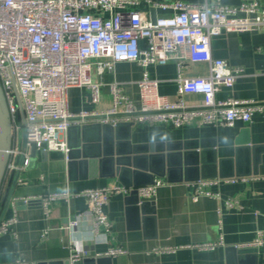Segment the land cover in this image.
Listing matches in <instances>:
<instances>
[{
	"label": "built area",
	"instance_id": "1",
	"mask_svg": "<svg viewBox=\"0 0 264 264\" xmlns=\"http://www.w3.org/2000/svg\"><path fill=\"white\" fill-rule=\"evenodd\" d=\"M142 1L154 10L169 13L155 16L152 23L145 13L135 10ZM263 30L264 8L258 5L257 0L236 6L223 5L218 0L200 4H190L185 0H0V86L13 120L15 144L12 157L18 153L16 141L21 129L16 122L13 83L24 111L27 143L46 153L59 152L65 161L69 151L66 132L73 126L133 123L165 124L177 129L188 122L213 128L232 127L237 121L249 123L253 114H264V100L260 103L215 100L217 87H231L243 71L213 58L211 39L221 32ZM169 61L176 63L178 71L185 61L204 63L208 67V76L192 79L178 76V99L169 102L157 93V83L150 79L148 72L150 67ZM124 62L136 63L142 69V77L137 82L139 106L122 93L119 83L112 82L109 85L112 104L108 110L101 113L69 110V89H88L91 102L98 103L100 84L92 82L91 70L102 76L111 72L115 64ZM186 94L201 95L202 104L194 107L185 105L183 96ZM9 169H14L13 160ZM245 180L202 179L188 185L197 190L192 197L194 201L199 197L218 200L219 193L205 187ZM163 184L162 180H156L151 185L138 188L106 186L74 193L63 191L38 200L43 214L48 216L50 202L61 200L68 203L72 198H83L85 210L64 229L75 228L79 221L89 218L92 232L96 235L100 228L105 232L110 230L111 225L103 209L112 195L128 196L135 189L139 199H151ZM17 202L27 204L29 199H13V208ZM226 206L238 208L231 201H226ZM15 223V216L3 220L0 237L9 233ZM47 233L48 229L43 231L41 238H45ZM261 236L258 232L251 245L240 248L262 247L264 241ZM222 245L220 235L216 242L161 247L151 252L159 255L179 249L207 252ZM81 253L70 254L69 262L72 264L85 255ZM123 254L125 251L121 248H111L104 255L114 257Z\"/></svg>",
	"mask_w": 264,
	"mask_h": 264
},
{
	"label": "crops",
	"instance_id": "2",
	"mask_svg": "<svg viewBox=\"0 0 264 264\" xmlns=\"http://www.w3.org/2000/svg\"><path fill=\"white\" fill-rule=\"evenodd\" d=\"M172 1V0H155ZM190 4L212 3L216 0H185ZM227 6H236L251 0H218ZM264 8V0H257ZM153 8L142 1L136 11L151 16ZM156 16L169 11L156 9ZM211 55L226 62L228 67L238 68L243 75L229 88L217 87L216 101L236 100L260 103L264 100V30L248 32H221L211 39ZM149 77L157 83V93L169 102L178 99L176 79L208 76L204 63L185 61L178 71L176 63L150 67ZM93 83L100 84L98 103L91 102L88 89L68 90V108L71 112L93 111L101 113L112 104L109 85L119 83L122 93L134 105L139 106L137 82L142 69L136 63H117L111 72L99 76L94 69L90 74ZM185 105L194 107L202 104L199 94L183 96ZM94 124V123H90ZM197 141L204 160L214 159L215 171L230 175L218 179L246 178L233 184L222 183L206 190L219 193L218 200L192 197L197 193L195 182L170 183L165 179L151 199H139L149 203V212L135 211L128 203L127 196L112 195L103 211L110 222L109 232L103 228L93 234L89 218L78 222L77 227L64 229L75 216L85 210L83 198H72L68 203L55 200L48 205V216L43 214L39 197L51 193L106 186H122L117 178H96L70 181L66 161L59 152H47L46 156L36 151V160L30 168L21 171L12 199H29L23 206L12 207L11 201L4 219L16 217V223L9 233L0 237V264H71L69 255L85 253L72 264H84L85 258H108V264H264V244L260 248L251 245L261 233L264 241V114H253L249 123L237 121L232 127H199L188 122L174 129L169 125L133 124L130 127V142L149 149L177 147L178 144ZM222 162L219 166L218 162ZM14 163V161H13ZM12 169L0 194V210L7 193ZM263 177V178H262ZM210 178V179H215ZM226 201L238 208L230 209ZM146 212V213H145ZM48 229L45 238L43 231ZM222 236L223 245L213 251L198 252L179 249L171 254H153V249L179 247L198 243L218 241ZM111 248H121L125 254L114 257L104 254ZM230 248L236 249L233 253ZM256 250L243 253L242 250ZM81 253V254H82ZM98 255H101L98 257Z\"/></svg>",
	"mask_w": 264,
	"mask_h": 264
},
{
	"label": "water",
	"instance_id": "3",
	"mask_svg": "<svg viewBox=\"0 0 264 264\" xmlns=\"http://www.w3.org/2000/svg\"><path fill=\"white\" fill-rule=\"evenodd\" d=\"M156 12L151 11V22H155ZM15 103L17 106L16 122L21 126L17 136V155L12 157L15 144L13 120L8 103L0 86V194L8 175L9 165L14 161V169L10 174L7 193L2 201L0 223L10 204L21 171L30 168L36 160V147L28 144L26 139L25 116L20 97L13 83ZM132 123L101 125L99 123L73 126L67 129V174L70 181L96 178H117L124 187L138 188L153 184L154 178L165 179L167 182H195L202 179L224 178L229 175L216 173L215 164L204 160V152L200 151L197 141L178 144L177 147L166 145L165 148L155 147L148 150L142 145L130 142ZM44 146H42L43 148ZM46 156L45 151L39 150ZM222 162H218L221 166ZM128 203L135 211L149 212V203L140 202L136 190L127 196ZM16 206H23L17 202ZM145 212V213H146ZM235 253L236 249L230 248ZM243 253H256V250H242ZM84 264H108V258H85Z\"/></svg>",
	"mask_w": 264,
	"mask_h": 264
}]
</instances>
